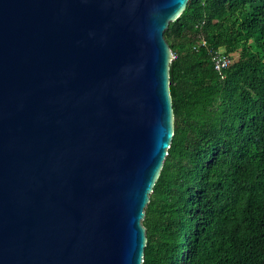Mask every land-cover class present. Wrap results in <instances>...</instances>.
Instances as JSON below:
<instances>
[{
	"label": "water",
	"instance_id": "water-1",
	"mask_svg": "<svg viewBox=\"0 0 264 264\" xmlns=\"http://www.w3.org/2000/svg\"><path fill=\"white\" fill-rule=\"evenodd\" d=\"M188 0H0V264H142Z\"/></svg>",
	"mask_w": 264,
	"mask_h": 264
},
{
	"label": "trees",
	"instance_id": "trees-1",
	"mask_svg": "<svg viewBox=\"0 0 264 264\" xmlns=\"http://www.w3.org/2000/svg\"><path fill=\"white\" fill-rule=\"evenodd\" d=\"M164 38L174 127L142 264H264V0H188Z\"/></svg>",
	"mask_w": 264,
	"mask_h": 264
},
{
	"label": "built area",
	"instance_id": "built-area-1",
	"mask_svg": "<svg viewBox=\"0 0 264 264\" xmlns=\"http://www.w3.org/2000/svg\"><path fill=\"white\" fill-rule=\"evenodd\" d=\"M202 43H204L202 41ZM171 57L172 59L175 57V54L173 52H171ZM212 58L214 59V67L217 70L223 69L228 67V65L231 62V57H229L226 54H223L221 50L215 51L212 55Z\"/></svg>",
	"mask_w": 264,
	"mask_h": 264
}]
</instances>
